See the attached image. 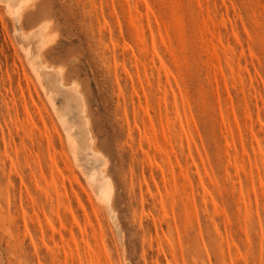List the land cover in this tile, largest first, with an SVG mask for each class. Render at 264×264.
<instances>
[{
	"label": "rangeland",
	"instance_id": "1",
	"mask_svg": "<svg viewBox=\"0 0 264 264\" xmlns=\"http://www.w3.org/2000/svg\"><path fill=\"white\" fill-rule=\"evenodd\" d=\"M24 6L0 4V264H264V0ZM31 60L78 87L118 226Z\"/></svg>",
	"mask_w": 264,
	"mask_h": 264
},
{
	"label": "bare ground",
	"instance_id": "2",
	"mask_svg": "<svg viewBox=\"0 0 264 264\" xmlns=\"http://www.w3.org/2000/svg\"><path fill=\"white\" fill-rule=\"evenodd\" d=\"M32 1L33 0H0V4L5 7V10L8 9L6 11L7 12L9 11L10 15L13 17V16H17L19 6H21V8L24 5H25L24 7H27L26 5L30 4ZM18 16H19V14H18ZM33 31L35 33L32 32L33 34L30 33L29 36L33 35V37H35V38H40V40H42L44 45L45 44L48 45L49 39H50L47 36L48 35V31H49V26L48 25H46L45 23H41L40 22L38 26L34 27ZM27 38H28V36L26 37V39ZM35 38H33V41L35 40ZM37 41H39V40H37ZM22 42H24V41H22ZM40 44H42L41 41H40ZM37 48H38V46H37ZM44 48H46V46ZM42 49H40V50H42ZM43 50H45V49H43ZM36 53H37V51H36ZM41 54H42V52H41ZM38 55L39 56H41V55L39 53L36 55L37 58L39 59ZM24 56H26V55H24ZM30 57H31V55H30ZM31 62L29 61V63L32 64V67H33L32 69H34V73L36 74V76L31 71L32 75H34V78H35L36 82H37V80H39L40 82H42L44 84L45 90H46L45 91V96H46L45 98H47L48 102L50 103V107H52V108L54 107V112H56L55 109L57 110V108H58V110L61 109V107H60L61 105H58V107H55L56 97L58 96V94H60V90L61 91H62V89L66 90V92H67L66 100L69 103H71V105H72L71 109L75 111L74 116H75L76 119H78L77 121H79L80 124H81L80 129L78 128V130L81 131V133L79 131V134L81 135V137H80L81 145L78 147L75 144V141L73 139V137L75 138V136H73V134H72L73 127L70 126L69 121L67 120L68 116L66 117V115L62 114L65 107L63 106L64 108H62L63 109L62 111H57V116L56 117H57V120H58V122L60 124V127L62 128L61 130H62V132L64 134V137H65L64 139H65V141L67 143L68 150L70 152V155L72 157V160H73L77 170H79V169L76 166V164H78L80 162L79 160H81L83 158L82 156L86 157L87 155H90L92 157L91 158L93 160V161L91 160L92 161V167H93L92 174L89 173V175H87V173H86V175H84L86 177L87 184H88L89 188H91L93 190V195H94V197L96 199V202L98 203V207H97L98 210H102L103 206H106L107 208H109V210L107 211V212H109V217H110L109 219H111V221H112V223L114 225L118 226L117 225V221H116L115 212L112 209H110V207H111L110 203H111L112 195H113V186H112L111 180L106 175L107 160L94 147V141H93V138H92V135H91V132H90L89 121H88L87 115H86L85 103H84L82 95L79 92L78 87L76 85H74L73 83H71V84H69L67 86L63 83V76H62L61 69L53 68L51 66H48V64L46 62H42V61H41L42 62L41 65H39L36 62H33L32 60H31ZM31 64H29V66ZM45 70H49L52 73L51 76L54 77V78H52V80L54 79L52 82L49 81L48 78H45L47 76V75L45 76L46 73L42 74V72H44ZM40 73L42 74L41 76L39 75ZM49 77H50V75H49ZM37 83H39V82H37ZM63 93H64V91H63ZM63 95H65V93ZM64 104L67 105V108H68V104L65 103V102H64ZM69 112L70 111H68L67 113H69ZM70 113H72V111ZM75 124H77V123H75ZM76 136H77V134H76ZM78 137H79V135H78ZM88 158H90V157H88ZM89 163L87 162L88 165H89ZM84 166L86 167V165H84ZM86 169L88 170L87 167H86ZM90 171L91 170H89V172ZM81 176H82V174H81ZM84 176H83V178H84ZM116 229H117V227H116Z\"/></svg>",
	"mask_w": 264,
	"mask_h": 264
}]
</instances>
